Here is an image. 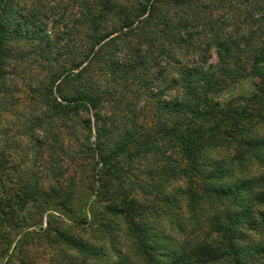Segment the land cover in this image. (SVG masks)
<instances>
[{"label": "trees", "instance_id": "obj_1", "mask_svg": "<svg viewBox=\"0 0 264 264\" xmlns=\"http://www.w3.org/2000/svg\"><path fill=\"white\" fill-rule=\"evenodd\" d=\"M263 2L61 0L59 7H47L37 0H0L1 95L10 92L8 67L38 62L45 70L30 88L47 117L34 119L32 136L36 129L63 126L79 111L100 114L106 105L126 118L123 125L99 122V144L86 152L97 161L93 194L82 212L69 182L44 189L37 174L22 177L20 164L0 148V264L36 263L28 247L43 242L51 264H264ZM217 10L222 14L214 18ZM49 25L55 30L48 32ZM76 26L86 28L85 38ZM67 43L83 49L70 67L65 59L53 71L42 64L49 66L55 51L63 56ZM94 66L103 76L99 92L93 83L82 86L81 76ZM248 77L257 79L249 96L216 99ZM110 83L136 98L124 106L112 103L120 95ZM64 142L59 147L65 149ZM121 160L149 166L146 183L132 181V168L125 170ZM69 161L51 174L63 175ZM137 188L144 199L132 193ZM180 212L186 214L182 221ZM166 213L180 235L173 246L161 244L148 227L150 217ZM110 221L122 228L113 232ZM75 228L94 231L100 247Z\"/></svg>", "mask_w": 264, "mask_h": 264}, {"label": "rangeland", "instance_id": "obj_2", "mask_svg": "<svg viewBox=\"0 0 264 264\" xmlns=\"http://www.w3.org/2000/svg\"><path fill=\"white\" fill-rule=\"evenodd\" d=\"M37 1L41 2L43 6L53 7L55 5H58L59 7L61 0ZM62 1L63 3L70 4V0ZM64 6L65 5H63V7ZM71 8L72 7L68 6L67 10H71ZM217 12L222 14V12L218 10L214 11V18H218ZM64 14L67 13L64 12ZM58 16L59 15H56L54 19H58ZM54 30L55 28L53 27L52 30V27L50 25L47 28L48 32H52ZM74 30L78 33L79 38H85L84 36L87 34L86 28L76 26ZM62 45L63 43H60V46ZM23 48L25 49V47ZM18 49L21 50V47L18 46ZM64 51L65 53L63 54V56H59L58 52L55 51L54 55L52 56L53 59H51L49 66H47L45 62H42V64L48 69L52 67V69L50 70L53 71L56 70L58 68V65L61 64L65 59L67 60L65 68L70 67L72 59L78 57L83 49L79 48V46H75L74 43H67L66 45H64ZM117 55L123 58L126 55V51L121 50L119 51V53H117ZM210 63H216V58L214 55L210 59ZM38 64V62L24 63L19 66H10L6 70L7 72H9V75L6 77V84H8L7 90L10 92L5 96H2L0 93V148L3 151L6 150L10 153L14 163L20 164L19 171L22 177H24L25 179H29L32 173L37 174V180L40 181V184L44 189L49 186H56L58 184L66 188L65 185L69 182V190H72L74 188L75 191H77L76 210L77 212H82V209H84L82 207L87 203V201L93 194V190L91 188L89 189V187L91 186L90 183H93L92 174H95L92 173L91 168L92 163H94L96 160L94 161L91 158L89 159L87 157L86 152H88V146L92 147L99 144V139H97V136L99 132V122L101 121V119L104 120V124H107V120H111L117 122L119 125H123V122L125 123L126 118L122 117L121 115L122 113H125V111L121 110L119 111V113H115V110L111 109V107H108L107 105L106 109L104 108L100 111V114L99 109H97L96 111L91 110L89 111V113L79 111L77 115L76 113H73L70 120L66 119L64 121H61L63 123V126L55 123L54 127L50 126L45 130L36 129L32 136L29 129L32 127L34 119L41 118V120H45L47 118L46 116L42 117L40 115V111H42L43 109H41L36 103V93H34L33 95L30 93V88L32 86H35V83L33 82H35L39 78H42L44 75L45 70L43 71L42 68L38 67ZM88 72L89 76H81L82 80H84L82 86H90V84L93 83L97 86L96 89L99 92L100 82L103 90V76L99 77L98 68L94 66ZM74 73H77V71H74ZM256 81L257 79L248 77L244 80L238 81L237 83L235 82L234 84L228 86L226 90H224L220 95H217L215 97L218 101L224 103L231 98L249 96L254 91V83H256ZM110 84H113L114 86L113 92L116 91L115 94L120 95L119 99L114 100L112 103L124 106L126 102H130L136 98L133 97L132 94L128 91L124 92L120 83ZM73 85V83L70 84V86ZM54 97L58 102H61L57 93L54 94ZM139 99V106H142L145 100L142 97ZM10 104H14L15 107H9ZM107 108H110L112 111L108 110ZM47 115H49V112L47 113ZM84 115L86 118H89L91 128V132L89 134L87 133L85 127L81 124V120L82 118H84ZM149 119H153L150 114L149 117L148 115H146L144 123L150 125ZM127 122L130 121L128 120ZM44 125L45 124L43 123V126ZM115 131L116 130H114V132ZM118 132H120V130H118ZM55 134H58V137H56L57 139H59L60 137V140L65 141L63 144V147L64 145L66 146L65 149L62 148V146L59 147L58 143L60 140L56 139L57 142L55 140H52ZM63 137L65 138L62 139ZM36 139L40 141L36 143ZM48 145H50L51 147L47 148ZM21 151L23 154L21 153ZM70 159H73V163L70 167H68V170L66 172H62L63 175L54 176L53 172L51 174L50 170H54L55 172H57L58 168L68 164L70 162ZM119 163L122 164V167L125 170H127L129 167L132 168V171L130 172H132L133 177L130 178L132 179V181H140L137 183V185L139 184L141 187L142 183H146L147 176L144 173H146V171L149 169V166H146L144 163H141L139 161H134V163L130 164L121 160L119 161ZM126 172L128 173L129 171ZM127 173H125L126 177L128 176ZM133 174L136 175L137 178H134ZM134 192L139 196L140 199H144L145 193H143L142 190L137 188L132 191V193ZM78 209H81V211H79ZM179 215L180 221H182V219L186 216V214L183 212H180ZM166 217L167 213L159 214L155 217H150L148 227L152 228V231L156 232L159 235V242H161V244H169L170 246H173V243L178 242V238L180 235L175 225H171L166 221ZM46 219V216H43L44 223L46 222ZM177 223L178 221L176 220L175 224ZM108 225L111 227L113 232H117L118 229L122 228L121 226H119L120 224L118 222L114 221H110V224L108 223ZM86 229L80 230L75 228L74 230H72V232H78V234L81 233L83 234L84 238H89L93 235H96L95 233H93L94 231H87L90 229ZM85 230L87 233L85 232ZM252 236L257 238V236H255L254 234ZM90 239L91 244L96 247H100L99 239L95 240L96 237H91ZM107 246L108 243L105 244V252L109 254V249L107 248ZM28 250L36 253L35 256L37 259L35 261L36 263L34 264H51L50 256L52 252L45 242H43L37 248L28 247ZM121 251L125 253L126 248L122 247ZM110 256H113V254ZM105 258L106 257H104V259Z\"/></svg>", "mask_w": 264, "mask_h": 264}]
</instances>
